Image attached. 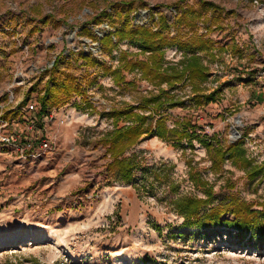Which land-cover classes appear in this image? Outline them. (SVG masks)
<instances>
[{"label":"rangeland","instance_id":"obj_1","mask_svg":"<svg viewBox=\"0 0 264 264\" xmlns=\"http://www.w3.org/2000/svg\"><path fill=\"white\" fill-rule=\"evenodd\" d=\"M7 2L13 19L0 36L7 64L6 80L0 77V264H264V240L250 233L241 238L225 224L185 226L172 206L177 197H204V184L195 185L190 174L213 186L205 210L230 197L255 209L264 203V176L249 178L227 158L213 168L203 145L225 149L240 140L251 165H264V0ZM124 23L210 40L207 51L196 52L207 69L193 83L197 91L188 72L171 86L158 87L138 70H122L124 80L115 82L108 70L118 65L120 50L147 57L127 38L110 52L103 47L101 38L111 33L116 43L113 34ZM184 57L175 44L163 48L164 66L182 68ZM66 74L76 77L81 92L63 104L49 102L39 119V98L54 85L49 76L57 83ZM210 91L215 99L198 104ZM159 94L171 100L155 117L168 128H194L192 146L143 134L122 156L151 171L137 168L131 181H122L107 168L106 146L92 143L113 128V109L148 114L151 108L137 107ZM29 99L37 110H26ZM128 123L119 118L117 125ZM17 134L20 145L24 137L36 140L21 149L2 139ZM44 139L48 148L41 147Z\"/></svg>","mask_w":264,"mask_h":264},{"label":"trees","instance_id":"obj_2","mask_svg":"<svg viewBox=\"0 0 264 264\" xmlns=\"http://www.w3.org/2000/svg\"><path fill=\"white\" fill-rule=\"evenodd\" d=\"M113 35L116 38V43L113 42L111 33L101 38L102 45L108 52L112 50L113 46H117V42L127 38L130 42L137 45L141 53H147L145 59H139L130 57L132 56L131 52L120 50L117 57L118 65L108 70L113 80L117 83L123 81L125 78L122 70L128 72L138 70L143 78L148 79L152 83L155 82L158 87L163 82L171 86L176 81L181 80L185 72H188V79L192 83V88H195L196 91L198 88L193 83L196 81L200 82L206 78L207 69L201 61V56L196 52L207 51L211 42L202 36L195 37L194 35L182 34L180 32L170 36L163 33L162 30L153 31L147 26H132L127 23L116 29ZM174 44L184 50L185 57L182 68H178L174 64L164 66L162 63L163 48ZM92 59L95 60L94 58ZM105 71L107 69H103V72ZM51 81L54 82V85L52 87L47 85L45 92L39 98L40 109L37 112L39 119L47 112L49 102L52 105L63 104L69 100L72 94H79L81 92V83L77 82L76 77L71 74L62 76L57 83L55 76H49L47 84ZM214 99L215 91L203 93L198 98V104L199 102L209 103ZM170 100L171 96L164 97L160 94L150 96L146 99L147 104L144 107L143 105L137 107L140 110L146 107L151 108L148 114L134 110L135 107L131 106L113 109V115H111L113 128L97 137L92 145L102 144L106 146V154L110 158L107 162V168L115 172L120 180L131 181L137 168L140 169L142 174H148L151 171V169L145 170V167H142L134 156H122L128 148L138 142L143 134L154 131L159 138L163 139L169 137H175L178 141L187 139L189 145L192 146L191 141L194 138L193 136H195L194 128L186 124L180 125V123L176 128H168L161 115L155 117V114L159 112L160 106L165 102L169 103ZM150 103L153 104V107L149 106ZM119 118H126L129 123L119 127L117 125ZM203 145L209 153H212L213 168L216 166L219 168L227 158L234 164L238 162L242 164L249 178H254L259 174L264 176V165L263 167L251 165L249 159L245 156L240 140L231 142L225 149H222L218 143L214 146L204 142ZM159 171L160 169L153 172V176L158 177ZM190 178L195 185L204 184V197L181 196L172 200V206L183 217V224L185 226L207 228L225 224L229 227H235L241 238L250 233L249 237L252 235L264 240V203L258 204L261 206V209H255L252 203L241 200L238 197H230L225 202L213 205L205 210L215 195L213 186L201 180L197 175L190 174ZM171 184H169V187ZM227 213L232 218L225 217Z\"/></svg>","mask_w":264,"mask_h":264},{"label":"crops","instance_id":"obj_3","mask_svg":"<svg viewBox=\"0 0 264 264\" xmlns=\"http://www.w3.org/2000/svg\"><path fill=\"white\" fill-rule=\"evenodd\" d=\"M7 7H8L7 0H0V36H2L5 33L7 34V32H5V30H7L9 28V27H7V25H8V23H11L12 22L11 19H13L11 17L12 13L11 14L8 13ZM5 60L2 57H0V77H1V79L5 78V80H6V78H7V64L5 63ZM5 80H2V83L5 82Z\"/></svg>","mask_w":264,"mask_h":264},{"label":"built area","instance_id":"obj_4","mask_svg":"<svg viewBox=\"0 0 264 264\" xmlns=\"http://www.w3.org/2000/svg\"><path fill=\"white\" fill-rule=\"evenodd\" d=\"M26 110L32 112L33 110H37L36 106H35V101H33V99H29L27 104H26ZM36 112V111H35ZM36 117V115H35ZM6 124V123H5ZM17 135H9V136H3L2 139L5 141H11V142H15L16 144H18V146L21 147V149H25V148H29L30 146H32V143L36 140V137H24L27 142L25 144L20 145L21 142V138ZM41 147L42 148H48V141H46L45 139L41 141Z\"/></svg>","mask_w":264,"mask_h":264},{"label":"water","instance_id":"obj_5","mask_svg":"<svg viewBox=\"0 0 264 264\" xmlns=\"http://www.w3.org/2000/svg\"><path fill=\"white\" fill-rule=\"evenodd\" d=\"M236 123H240L239 116L235 117ZM239 135L237 129L234 127V125L231 126V137L236 138Z\"/></svg>","mask_w":264,"mask_h":264},{"label":"bare ground","instance_id":"obj_6","mask_svg":"<svg viewBox=\"0 0 264 264\" xmlns=\"http://www.w3.org/2000/svg\"><path fill=\"white\" fill-rule=\"evenodd\" d=\"M235 120V119H234ZM236 122V121H235Z\"/></svg>","mask_w":264,"mask_h":264}]
</instances>
